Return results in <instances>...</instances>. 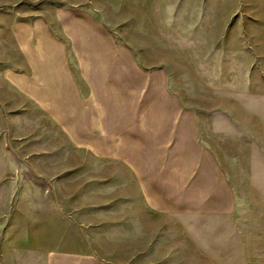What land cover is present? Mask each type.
Returning <instances> with one entry per match:
<instances>
[{
  "label": "rangeland",
  "instance_id": "obj_1",
  "mask_svg": "<svg viewBox=\"0 0 264 264\" xmlns=\"http://www.w3.org/2000/svg\"><path fill=\"white\" fill-rule=\"evenodd\" d=\"M73 255L264 264V0H0V264Z\"/></svg>",
  "mask_w": 264,
  "mask_h": 264
},
{
  "label": "crops",
  "instance_id": "obj_2",
  "mask_svg": "<svg viewBox=\"0 0 264 264\" xmlns=\"http://www.w3.org/2000/svg\"><path fill=\"white\" fill-rule=\"evenodd\" d=\"M16 84V83H15ZM192 130L193 129H189V132L190 133H192ZM189 133V134H190ZM181 141H183V142H192V138H189V141H188V138H185V139H180ZM195 144H197V141L194 139V141H193ZM199 147H200V145H199ZM205 156V158H206V155H204ZM208 160V159H207ZM211 160H213V159H211ZM206 161V160H205ZM214 161V160H213ZM211 167H212V171L211 170H208L207 172H205V174H206V178L207 179H216V174H218V170H216L217 169V166H216V164H215V162H213L211 165H210ZM200 171L202 170V169H199ZM212 189H213V191H216L217 192V195L219 196V194H220V196H222V189H223V186H221V185H216L215 183H214V185H212V187H211ZM230 197L231 195L228 193V195H227V193H226V189H224V197L222 196V199H223V201H225V198L226 197ZM80 257L81 256H77V255H73V257H71V258H69V259H64V258H58V259H52V260H49V259H45V261H44V264H81L80 263ZM43 264V263H42ZM86 264H87V262H86Z\"/></svg>",
  "mask_w": 264,
  "mask_h": 264
}]
</instances>
